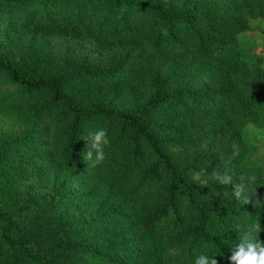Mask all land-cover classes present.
Listing matches in <instances>:
<instances>
[{"label":"rangeland","instance_id":"obj_1","mask_svg":"<svg viewBox=\"0 0 264 264\" xmlns=\"http://www.w3.org/2000/svg\"><path fill=\"white\" fill-rule=\"evenodd\" d=\"M163 1L192 12L200 33L226 42L228 55L237 52L238 62L245 66L228 71L233 61L227 60L226 66L224 58L203 67L193 51L180 49L151 53L145 43L151 33L135 24L142 12L125 14L127 29L121 30L123 36L114 37L115 17L110 7H106L107 20L99 26L91 13L78 18L77 9L58 1L13 5L0 0V58L15 60L22 52L36 53L50 62V73L55 74L78 67H118L109 76L91 74L65 83V100L84 111L106 107L114 114L134 112L151 96L154 77L166 90L189 91L197 100L159 107L150 116L154 129L149 135L172 160L176 172L187 177L198 192L200 185L192 183V173L205 167L220 174L227 170L234 181L245 171L264 178V140L250 139L264 129V112L240 118L218 95L230 84L236 98L246 100L254 93L250 82L264 84V0ZM50 102L47 93L29 95L0 72V144L5 146L7 159L0 164V264H32L12 245L20 234L37 237L41 243L60 245L65 241L83 246L87 250L75 255L79 264H150L146 245H139V227L143 216L155 211L156 202L148 200L151 198L129 200L126 188L115 189L109 170L87 158H79L71 166L67 127L59 120L53 125L50 142L46 136L37 139L41 111L45 107L61 110L59 104ZM101 128L108 133L110 125L103 121L81 127L78 141L89 144L85 140L88 133ZM116 132L107 135L108 154L112 147L118 156L126 148L123 161L129 164L135 182L157 159L143 147V160L130 163L129 143H116ZM234 142L241 148L237 158L230 154ZM157 165L161 176V165ZM162 182L166 184L163 176ZM202 187L217 188L221 205L234 209L250 206L248 231L254 224L258 226L256 235L264 242V230L258 225L264 221V209L230 199L231 185L217 186L209 178ZM257 197L264 198V193ZM191 246L194 251L202 248L198 241Z\"/></svg>","mask_w":264,"mask_h":264},{"label":"trees","instance_id":"obj_2","mask_svg":"<svg viewBox=\"0 0 264 264\" xmlns=\"http://www.w3.org/2000/svg\"><path fill=\"white\" fill-rule=\"evenodd\" d=\"M4 1L13 5L55 1L66 3L79 11L78 18H85L88 13H91L99 26L107 20L106 7H110L115 17L114 37L123 36L124 33L121 30L127 29L125 14L140 11L142 14L135 24L146 28L151 33V37L145 41L149 52L168 53L178 49L193 51L192 56L196 61L207 68L216 64L218 59L225 58L226 66L227 60L233 61L228 69L232 72L239 66H245L243 62H238L237 52L233 56L228 55L230 50L226 47V42L200 33L192 12L178 10L163 0ZM51 66L44 56L32 52H22L15 60L0 58V72L13 84L29 95L45 92L50 97L52 105H60L61 110L57 112L46 107L44 111H41L43 114L36 121L41 127L37 139L40 140L46 136L50 142V139H53V125L56 120L66 125L67 153L71 166L77 165L79 158H86L84 153L87 150L85 145L78 141V133L81 127L88 124L107 122L110 125L107 135L113 134L116 130V136H114L116 143H129L128 150H132L133 153V159L129 162L132 164H135L134 160H143V147H147L150 155L157 159V163L144 170L135 182L130 175L132 170L129 164L123 161L127 152L126 148L122 149L118 156L114 152V147L111 149V155L108 154L109 150L106 147L105 159L96 163L103 170L106 168L109 170L108 175L113 180L115 189L126 188L125 194L129 200L142 201L151 198L148 200L156 202L155 211L143 216L139 227L142 234L139 245H146L150 264H193L194 256L206 250L209 254L217 255L215 258L218 264H229L227 259L230 256L229 249L238 242L241 233L250 228L251 224L248 220L251 215L250 206L234 209L221 205V200H218L219 190L215 187L206 189L200 186V192H198V187L192 186L187 177L182 178L181 174L176 172L172 160L149 135L154 129L150 116L156 109L184 100L195 101L197 95L186 90H166L158 77H154L151 83L153 86L151 96L134 112L114 114L106 107L84 111L65 100L63 97L65 83L91 74L109 76L116 72L118 67L102 70L78 67L65 69L55 74L50 73ZM249 87L254 93L246 100L237 99L230 84H226L218 94L227 103L228 108H232L240 118H248L256 112H264V84L254 81L249 83ZM161 129L164 130V128ZM220 138L221 136L217 137V139ZM6 160L5 146L0 144V164L5 163ZM158 163L162 168L161 176L157 175ZM143 165L145 166L146 162ZM117 173L120 176L114 178ZM162 176L166 184L162 182ZM256 187V193H264L263 177H257ZM181 193H183L182 198ZM258 225L264 230V221H259ZM193 241H198L202 248L192 250ZM12 245L17 248L18 254L32 264H79L75 255L86 249L65 241H61L60 245L41 243L37 237L21 234L14 239ZM104 258L103 260L107 262V258ZM123 264L129 263L124 261Z\"/></svg>","mask_w":264,"mask_h":264},{"label":"clouds","instance_id":"obj_3","mask_svg":"<svg viewBox=\"0 0 264 264\" xmlns=\"http://www.w3.org/2000/svg\"><path fill=\"white\" fill-rule=\"evenodd\" d=\"M249 129L252 125L249 124ZM248 135V134H246ZM253 141L264 140V129L259 130L258 136H250ZM89 142L85 147L88 149L84 156L88 161L101 162L105 159V148L110 144L107 132L101 128L88 133V138L85 139ZM241 153V148L237 143L231 145V157L237 158ZM84 159V157H83ZM261 165L258 163L257 167ZM209 178L217 186H232L230 199L235 198L238 203L243 205L253 203V206L260 209H264V198L257 197L256 185L257 177L251 172H243L237 181L233 180L229 171L225 170L222 174L220 171L213 170L208 171V168H201L198 171L192 173V183L200 186H207ZM228 195V192L225 193ZM250 197L253 199L250 201ZM260 232V229L255 224L250 231L242 232L237 243L229 249L230 256H228L229 264H264V242L258 239L256 233ZM216 254H209L207 250L199 255L194 256L193 264H217ZM223 258V257H222Z\"/></svg>","mask_w":264,"mask_h":264}]
</instances>
